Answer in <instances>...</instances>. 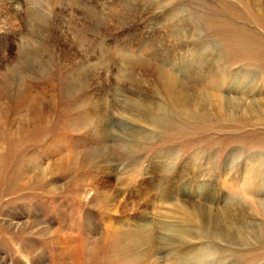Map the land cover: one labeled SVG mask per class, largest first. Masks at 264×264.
Masks as SVG:
<instances>
[{
  "label": "rangeland",
  "instance_id": "1",
  "mask_svg": "<svg viewBox=\"0 0 264 264\" xmlns=\"http://www.w3.org/2000/svg\"><path fill=\"white\" fill-rule=\"evenodd\" d=\"M0 1V86L19 66L22 86L29 83L37 100L45 92L52 105L44 129L18 137L0 133L11 152L0 159V264H133L141 252L137 264H176L167 255L177 257L190 246L208 249V264H264V238L228 246L205 238L197 214H186L205 206L220 214L227 198L248 209L243 189L224 168L251 165L249 156L264 162V125H234L235 132L151 111L148 116L157 115L153 127L137 114L168 102L156 88L155 70L178 80L175 92L192 99L202 94L197 87L205 79L217 85L220 78V94L216 88L208 93L213 100L254 102L263 111L264 0ZM28 11L34 24L26 28ZM45 17L44 54L21 58ZM117 50L138 54L133 61L146 71L123 61ZM27 62L32 74L24 70ZM78 68L91 70L71 94ZM0 107L14 118L11 105L0 101ZM243 108L227 120L251 118ZM225 111L227 116L228 104ZM134 132L149 138L139 140ZM235 149L238 160L229 155ZM255 217L242 225L258 226ZM170 225H189L193 238L167 248ZM147 238L154 248L143 245ZM137 240L140 247L132 243Z\"/></svg>",
  "mask_w": 264,
  "mask_h": 264
},
{
  "label": "bare ground",
  "instance_id": "2",
  "mask_svg": "<svg viewBox=\"0 0 264 264\" xmlns=\"http://www.w3.org/2000/svg\"><path fill=\"white\" fill-rule=\"evenodd\" d=\"M146 4L148 3L146 2ZM250 4H251L250 7H252V9L254 8L258 9V5H256L255 1L250 2ZM9 10L12 12L14 11L16 12V9L14 8L9 9ZM20 11L21 9H18L15 15H18V12ZM31 15H32V12H29V11L23 14V16L25 17L24 24L26 28L30 27L31 24H34V22L30 21V18L27 17V16L31 17ZM48 26H49V22H48V19L45 17V21H42V24L40 26L42 31L38 33L39 35H33V37L31 38V41H27L26 43L27 48L21 51V54H20L21 58H24L26 60L31 59L32 61H34L37 58H40L44 54L45 44H43V37L40 38V36L44 34L46 30L45 27H48ZM0 31H2V29H0ZM1 35H4V33L2 32ZM3 39L4 38H2V42H3ZM34 45H36V48ZM141 53L142 52H140V54ZM116 55L118 57L120 56L121 59H124L123 61H125L126 63H130V65L135 64L137 67L139 66L141 69L144 68L145 69L144 71H146V66L144 64L142 63L138 64L134 62L136 59H139V57L137 56L138 54H135V53L132 54L130 50L129 51L117 50ZM155 55L156 53L154 54V56ZM112 59L113 57L110 60ZM140 59H144V58H140ZM18 67L17 66L13 67L15 70L14 75L10 77L9 79L6 78L5 82H3L2 85L0 86L2 88V90L0 89V101L1 102L5 101V104L7 103L8 105H11L10 111L14 115V118H13L10 112L6 108L0 107V117L6 118L8 120V121L3 122L2 124H1L2 121H0V124L2 125V127L0 128V133H5L9 136H14V137H18L20 133L24 134L26 131L32 128L33 129L37 128L38 130V129H42L45 125L48 126L45 113L47 111V108L50 109L52 106L51 103L49 102L47 104L46 102L47 98L44 95L45 92H41L40 94L42 96L39 100H37L35 97L30 95L31 86L29 83L26 84L25 86L24 85L22 86V83L20 82V80L22 79L21 78L22 76L20 73L22 72H20V69ZM36 67L39 68L40 66H36ZM79 69L82 70V68H78L76 70V73L74 75V82H73L74 85H71L70 87L72 91L71 94L77 93L79 90H81V86L78 84V81L84 79L87 76L86 74L91 70V68H89L88 70L86 69L87 73L82 74L80 71H78ZM131 69L132 68H130V70ZM24 70L28 71L29 74H32L35 71V68L32 69L27 62V64H24ZM153 74L155 77V81L157 82L156 88L157 86L163 88L164 92L167 94L166 98L168 102L164 106L155 105L151 107V109H149L148 111H143V113H141L142 111L141 109L137 110L138 112L137 114L139 115L140 119L141 120L143 119L144 121L146 119H149L148 121L149 122L151 121L153 123L152 124L153 127H156L155 122L157 119L156 118L157 115L155 116L153 114L155 118H153V116H148L147 114L151 111H154L155 113L159 115L161 114L164 118L170 116L173 112H176L179 114L181 118L193 123L194 125H200L202 127L205 126L207 128L209 127H215V128L231 127L233 128L235 132H237L236 129L238 127H243V128L247 127L248 125H246L245 123H250L252 127L254 125H264V110L261 111L259 109L260 107L259 104H254V102L250 103L249 101L242 102V103H236L234 100H231L230 102H224L220 96H215L216 97L215 99L216 100L218 99V101H215L212 99L210 94H208L209 90L210 89L215 90L216 88V93L220 94V90H218L219 84L222 81V79L220 78H218L217 80V85L213 82L208 83V81L205 79V84L202 83L203 85V86L201 85L202 87L201 86L197 87V89L200 90L202 93L201 95H199L201 96V98H199V96H196L194 97V99H192V98H189L187 95H183V94H179L178 92H175V91H178L180 87L182 86L178 80L171 79L169 77H163L162 73L157 72L156 70L153 72ZM185 75H188V74H185ZM223 81L226 83V80H223ZM13 86L15 88H13ZM11 91H14V92L10 93ZM245 95L246 94H242L243 97H245ZM16 102L18 103V106H16ZM227 104H228V108L230 109V111L228 112L226 116L225 109H226ZM13 105H15V108H13ZM262 106L264 108V102L262 103ZM17 107L20 109V111L16 113ZM242 107H244L242 109L243 113L245 115H248L251 118L247 120L244 119V121H242V119H232L234 123L229 122L227 119H231V118L239 116L238 110ZM75 111L77 110L75 109ZM86 121L88 124L90 123V119L87 118ZM234 125L235 126L237 125L236 126L237 128L234 129L233 127ZM134 133L137 135L139 140H141L142 138L144 139L149 138L148 135H142V134L139 135L137 132H134ZM239 152H241L239 149H235L234 151L230 152L229 155L232 159L238 160L240 157ZM10 154L11 152H10L8 145L3 142V139L0 136V159L3 155L6 159L7 156ZM259 156H263V155L260 154ZM247 158L252 160L251 165L241 166V168L237 169L236 166L233 165L234 166L233 167L232 165L229 164L228 166L225 167L226 169L224 168V170H225V174L229 173V174H226L225 177L231 176L230 174H232V176L234 177L236 174L234 179L232 176L230 177V179L232 182L233 180L235 181L234 185L236 184L237 187L243 189L244 193L242 195L243 196L242 200L246 201L245 205L248 207V209L239 210V208H237L236 206L241 204V201L238 199L227 198L225 199L224 206L220 208L221 209L220 214L213 213L212 209L207 208L208 206H205V205H204L205 207L203 208H198V209L196 208L195 209L196 213L191 210L186 211V214L189 217H192V216L194 217V215L196 216L197 214L198 220L202 224L201 226L202 233L205 235V238H208L209 240L219 241L224 244L227 243L228 246L237 245L239 247H248L250 244L249 242L251 241L259 242L260 239L264 238V196H263L264 194V173L259 171V167L262 166L264 162L253 160L251 156ZM2 161H3V158L1 159V162ZM1 165L2 164L0 163V166ZM25 166L26 168L29 169L28 163L25 162ZM231 167H232V173L228 171L229 168ZM39 173L43 177V172L41 170L39 171ZM31 179L32 178H27L26 181L29 182ZM36 179H42V178L40 176H35L34 180ZM5 180L8 181V178H5ZM0 181H2V174H0ZM208 194L209 193H207V195ZM179 211L182 212L183 209L181 208L179 209ZM254 216H256L255 218L259 220L258 226L245 227L242 225L243 221L250 220L249 218L254 217ZM188 226L189 225H183L179 228H176V226L170 225L168 232L169 234H171L172 239L169 238V240H167L168 244H166V247L169 246L170 248H176L177 244L181 242L180 241L181 238L183 237L193 238V236L190 234L191 229ZM141 241L142 240L140 241L137 240V242H132V243L134 245L138 244V246L140 247ZM152 241L150 238H147V243L144 242L143 245L149 248L148 247V244H149L152 248H154ZM188 242H189L188 240H185L184 244H187ZM144 255L145 253L143 252H141V255L140 254L135 255L136 259L133 264H137V262H139L140 259L144 257ZM207 255H210V252L208 249L206 248L201 249V247L198 248L195 246H190L187 249L183 250L180 254H178L177 257H172V253H169L167 255V259L170 256V259H172V262L176 264H208ZM209 264H212V263L210 262Z\"/></svg>",
  "mask_w": 264,
  "mask_h": 264
}]
</instances>
